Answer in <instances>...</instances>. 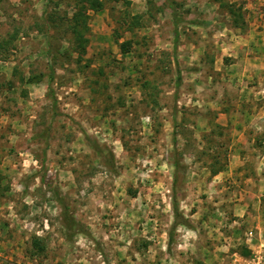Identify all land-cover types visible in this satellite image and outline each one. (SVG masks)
<instances>
[{"label": "rangeland", "instance_id": "1", "mask_svg": "<svg viewBox=\"0 0 264 264\" xmlns=\"http://www.w3.org/2000/svg\"><path fill=\"white\" fill-rule=\"evenodd\" d=\"M99 1L0 0V264H264V0Z\"/></svg>", "mask_w": 264, "mask_h": 264}, {"label": "trees", "instance_id": "2", "mask_svg": "<svg viewBox=\"0 0 264 264\" xmlns=\"http://www.w3.org/2000/svg\"><path fill=\"white\" fill-rule=\"evenodd\" d=\"M86 1V0H85ZM90 3H91V6L92 8L94 9H97L98 7H102L103 6V3H101V1L99 0H88ZM85 8V7H84ZM82 9V8H80ZM174 12V17L177 18V13H176V10L173 8L172 9ZM79 15H83V13H79L77 16ZM176 25V34H177V37H178V22L175 23ZM78 30L75 31V33H77ZM63 56H65V58L67 60H70L72 57H71V53L67 50L66 53L63 54ZM47 76V74L45 73H39V74H32L28 77V79L26 80V83L28 84H36V83H40L44 80V78ZM49 76V80L52 82L55 78V71L54 70H51V72L48 74ZM24 80V79H23ZM52 91V89H51ZM54 100H56L54 98ZM96 147H94V149L96 150V153L98 156H103L104 157V161L106 162V164L108 166H113L114 164V158L113 156L111 155V157H106L107 155L103 152V149L97 145H95ZM175 167L176 169L178 170L180 168V163L178 162H175ZM176 186H177V177L175 175L174 177V181H173V201H172V206H173V212H174V223L172 225V228L169 232V241H168V245L169 247H171L174 243V236H175V230H176V227L180 224H186V219L184 218L182 212H181V209H180V203H179V200H178V197H177V189H176ZM60 204L62 205L63 207V211H64V215H63V223H64V226L66 228V238L68 240H72L75 236V234L79 233V232H82V226H81V223H79L75 217L73 215H69V212H68V207L67 205L64 204V201L63 200H59ZM40 239H35V246H40ZM40 249L42 247H39Z\"/></svg>", "mask_w": 264, "mask_h": 264}, {"label": "crops", "instance_id": "3", "mask_svg": "<svg viewBox=\"0 0 264 264\" xmlns=\"http://www.w3.org/2000/svg\"><path fill=\"white\" fill-rule=\"evenodd\" d=\"M257 1H258V3H259L260 1L262 2V0H257ZM258 3H257V2H255L254 4H256V5H257Z\"/></svg>", "mask_w": 264, "mask_h": 264}]
</instances>
